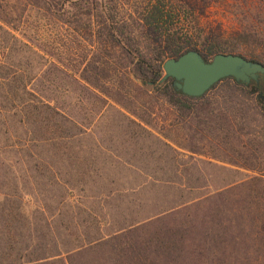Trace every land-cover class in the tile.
Wrapping results in <instances>:
<instances>
[{
	"label": "trees",
	"instance_id": "1",
	"mask_svg": "<svg viewBox=\"0 0 264 264\" xmlns=\"http://www.w3.org/2000/svg\"><path fill=\"white\" fill-rule=\"evenodd\" d=\"M215 1H28L78 32L73 38L80 43L87 41L73 77L102 107L114 104L136 127L156 131L173 159L188 152L191 161L202 155L252 172L201 195L192 194L202 188L185 185L182 174L168 175L163 183L176 191L174 202L146 218L117 220L120 225L110 232L98 218L115 220L114 205L107 211L101 205L100 214L80 208L78 214L95 216L88 227L95 226L94 235L88 230L66 237V228L52 229L45 208L24 201L27 194L37 201L49 193L35 184L39 174L30 170L36 165H20L27 158L53 151L66 160V169H56L66 170L60 196L69 200L77 191L79 198L86 196L85 185L103 174L81 155L78 125L29 87L38 74L33 56H42L35 46L52 56L57 52L0 24V170H7L0 172V264H264V75L250 84L224 78L199 97L177 90L173 79L159 83L164 62L192 49L207 61L217 53H236L264 64L262 55L247 51L261 43L257 30L224 33L221 25L204 22ZM0 20L11 26L1 14ZM11 155L16 161L6 165ZM124 190L89 195L98 200ZM39 211L42 218L35 216Z\"/></svg>",
	"mask_w": 264,
	"mask_h": 264
},
{
	"label": "rangeland",
	"instance_id": "2",
	"mask_svg": "<svg viewBox=\"0 0 264 264\" xmlns=\"http://www.w3.org/2000/svg\"><path fill=\"white\" fill-rule=\"evenodd\" d=\"M28 1L0 0V14L12 20L11 26L2 20L0 24L9 29L17 28L13 32L20 38L31 41L33 45L44 46L47 49L45 51L53 49L57 52V56H52L35 46L42 56H33V68L38 74L29 87L78 125L82 135L76 144L83 148L81 155L87 157V161L93 159L103 174L101 178H96V183L89 182L85 185L86 196L79 198L78 194L82 192L77 191V195L69 200L62 198L63 195L60 196L61 190L66 188L63 184L67 177L66 170H62L61 174L56 169L60 165L66 169V160L62 161L59 155L54 157L52 151L45 154L47 156H34L22 161L23 164L20 165L24 167L36 165L30 172L32 175H35V172L39 174L40 184L35 183L36 179H33L34 183L38 190L49 191L46 199L40 194L37 201H34L32 195L27 194L24 201H28L30 208L38 206L45 208L46 218L52 229L58 231L57 227H62L63 230L66 228V237L70 236V233L82 234L88 230L94 235L95 226L88 227L94 222L95 216H89L87 210L78 214L80 208L100 214L99 212L104 210L101 209V205L106 207L104 211H107L110 205H114L112 213L115 220L109 223L107 219H102V216L98 218V221L102 220L101 227L107 232L120 225L117 220L142 219L155 214L177 199L173 196V192L176 191L174 189L171 191L169 185L163 183V179L168 175L174 176L175 173L182 174L185 185L202 188L193 191L194 195L212 193L244 177L245 174L252 175L251 171L224 162L214 160L208 162V158L202 155H195L196 160L191 161L188 152L173 159L174 153L164 147L161 140L155 136L156 131L151 135L136 127L114 104L102 107L73 77L72 69L76 60L80 58V53L87 52L89 48L87 41L81 39L80 43L73 38L74 34L79 35L78 32L61 24L47 10L40 9ZM204 22L214 26L221 25L224 33L244 28L257 30L258 41L261 43H253L247 51L264 57V0H216L207 10ZM0 35V40L4 39L1 30ZM247 53L243 54L250 55ZM258 96L262 97V93ZM94 143L96 150L91 156L89 149ZM16 156L18 158L19 154ZM5 157L6 165L16 161L13 155ZM21 160L22 158L17 165ZM0 172L1 174L7 172L5 165ZM62 175L65 178H62ZM7 178L8 175L4 179ZM111 188H124L125 192L115 193L108 198L104 196L102 199L98 196L100 197L98 200L89 195L95 193L99 195L98 193ZM99 201L100 204L97 203ZM40 212L36 213L37 218H42L43 214ZM108 217L111 219L112 215ZM0 226L3 228L4 224L0 223Z\"/></svg>",
	"mask_w": 264,
	"mask_h": 264
},
{
	"label": "water",
	"instance_id": "3",
	"mask_svg": "<svg viewBox=\"0 0 264 264\" xmlns=\"http://www.w3.org/2000/svg\"><path fill=\"white\" fill-rule=\"evenodd\" d=\"M165 74L159 83L173 79L182 93L199 97L220 80L233 77L240 83L260 82L264 64L236 53H217L207 61L199 51L189 50L178 58H168L163 65Z\"/></svg>",
	"mask_w": 264,
	"mask_h": 264
}]
</instances>
